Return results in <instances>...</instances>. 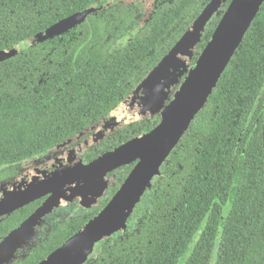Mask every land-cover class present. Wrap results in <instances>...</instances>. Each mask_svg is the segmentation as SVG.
<instances>
[{"label": "trees", "instance_id": "trees-1", "mask_svg": "<svg viewBox=\"0 0 264 264\" xmlns=\"http://www.w3.org/2000/svg\"><path fill=\"white\" fill-rule=\"evenodd\" d=\"M104 1L0 0V51H19L0 63V182L106 117L211 0L155 4L134 38L113 52L137 21L132 6L87 15L28 46L31 37ZM230 1L205 26L192 63ZM159 122L157 114L117 136L128 142ZM147 196L148 208L137 207L87 264H264V2Z\"/></svg>", "mask_w": 264, "mask_h": 264}, {"label": "water", "instance_id": "water-1", "mask_svg": "<svg viewBox=\"0 0 264 264\" xmlns=\"http://www.w3.org/2000/svg\"><path fill=\"white\" fill-rule=\"evenodd\" d=\"M225 2L226 0H211L138 86L96 124L100 126L105 123L110 132H115V126L119 123L127 126L132 124L125 122L127 116H138L132 119L133 121L137 119L149 121L159 114L160 122L156 127L87 165L80 164L64 173L54 174L47 181L38 184L32 191L7 202H0L1 216L40 198L44 193H52L50 200L35 215L12 231L0 243V262L10 255L6 253L7 251L13 250L21 243L44 211L59 204L62 199L59 192L63 188L72 187L83 181L103 178L106 172L136 162L107 206L40 264H82L95 243L115 232L124 231L126 220L134 206L143 192L150 187L151 179L158 175L161 165L206 104L264 0H231L222 13L210 40L197 60L190 65L205 26L214 15H219V10ZM93 11L94 7L52 25L42 33L28 39V46L65 33L82 23ZM150 14L151 12L148 18ZM18 53L17 49L1 50L0 63ZM182 77L184 80L180 82ZM175 85H178L177 90L170 94Z\"/></svg>", "mask_w": 264, "mask_h": 264}, {"label": "flooded vegetation", "instance_id": "flooded-vegetation-1", "mask_svg": "<svg viewBox=\"0 0 264 264\" xmlns=\"http://www.w3.org/2000/svg\"><path fill=\"white\" fill-rule=\"evenodd\" d=\"M105 1L98 8L94 6V11L91 13V15H95L99 11H105L111 6L120 5L116 1L117 3L113 2L112 5L107 6V3ZM163 1L164 0H157L155 4H161ZM132 7H134L138 12V15L135 16V19L137 21L134 22V25L129 30L126 38H128V35L132 33L136 35V33L143 26L142 24L140 25V23L142 22L141 19L144 14L143 10L139 6V4H133ZM119 42L120 41L115 42L110 47L109 52L120 50L112 49V47H114ZM192 64L193 63L191 61V65ZM181 80L183 81L184 78ZM97 121L98 120L91 122L86 128L82 129L74 136L62 140L51 149L46 150L36 157L29 158L28 160L22 162L12 176L0 182V202H7L13 198L24 195L36 188L38 184L47 181L54 174L64 173L67 170L75 168L80 164L87 165L127 142H120V136H117L118 133L125 130L127 127L122 128L117 132L113 131L111 132V134L94 142V138H92V134L90 133L91 130H88L93 126L94 128H92V130H97V128H95ZM116 142L120 143L117 146H114ZM34 164H38L36 168L39 170V173H37L36 177H32L33 180H31V177L21 178V175L31 173L30 171H33V169H35L33 167ZM163 164L159 169L158 175L151 179L150 187L143 192L138 203L134 206L130 217L135 213V209L137 207L148 208L149 203L147 194L150 193L152 185L160 176V171L163 167ZM135 165L136 162H132L128 165L118 167L112 171L106 172L103 178L96 179L99 181H103V192L99 194L95 199L89 200V207H84V205L81 206V204L76 201H71L66 204L65 201L67 198V194L71 187L63 188L59 192V194L60 196H62V198H64V201H60L58 205H55L47 211H44L36 219L35 223L28 231L25 238L21 241V243L18 244V246L13 250L6 252L10 253V255L6 259L1 260L0 264H40L41 262L45 261L58 248L65 244L66 241L73 237L88 221L94 218L107 206L110 200L120 189L121 185ZM126 167L132 168L127 173L125 178L121 180V174L124 172V169ZM19 178H21V181ZM51 197L52 193H44V195H42L40 198L35 199L19 208H16L7 214L1 215L0 243L6 237H8V235L12 231L20 227L25 221L35 215L42 208V206L50 200ZM85 201L86 200L84 198V202ZM65 231L69 234V236L66 240L63 241V239H60L61 237L59 236ZM118 232H115L95 243L93 245L91 253L87 256L86 260L82 264H87L89 261L95 258L98 252L96 247L101 241L110 238Z\"/></svg>", "mask_w": 264, "mask_h": 264}, {"label": "rangeland", "instance_id": "rangeland-1", "mask_svg": "<svg viewBox=\"0 0 264 264\" xmlns=\"http://www.w3.org/2000/svg\"><path fill=\"white\" fill-rule=\"evenodd\" d=\"M116 1L120 5L132 6L133 4H137V5L139 4V6L141 7L144 13L141 19L142 22L140 23V25L141 24L143 25L145 21L148 19L149 12H152L154 10V4L157 0L156 1L155 0H106L105 2L107 3V6H108V5H112L113 2L117 3ZM128 36H129L128 38L124 37L122 40H120V42L117 43L114 47H112V49L116 50V49H121L125 47L134 38L135 34L132 33ZM190 65H191V62H190ZM183 78L184 77H182L181 79ZM181 79H180V82H182ZM176 86L178 88V85H175L174 88L171 89L170 94L174 93L177 90ZM136 117L138 116L136 115H132L131 117L127 116V119L125 122L127 124H131V123L133 124L135 122L144 121L141 119H137L136 121H133L132 119H136ZM105 127L106 125L104 123L103 125L96 126L95 128H97V130L90 131V133L92 134V138H94V142L111 134L110 129H108V127L106 128ZM125 127H127V125H123L122 123H119V125L115 126V132ZM37 165L38 164L33 165L35 169H33V171H30L31 173L23 174L21 175L22 177L21 176L20 177L21 178L31 177V180H33L32 177H36L37 173H39L38 172L39 170L36 168ZM21 178H19L20 181H21ZM103 186H104L103 181H99V180H90L88 182L83 181L79 184L77 183L74 186H72L70 190L68 191L65 203L67 204L71 201H76V202H79L81 206L84 205V207H89L90 205L89 200L95 199L99 194H101L103 192ZM84 198L86 200L85 202H84ZM61 201L63 202L64 198H62Z\"/></svg>", "mask_w": 264, "mask_h": 264}]
</instances>
